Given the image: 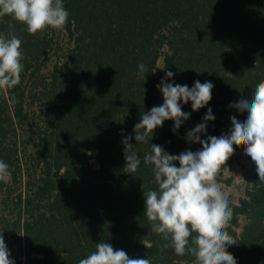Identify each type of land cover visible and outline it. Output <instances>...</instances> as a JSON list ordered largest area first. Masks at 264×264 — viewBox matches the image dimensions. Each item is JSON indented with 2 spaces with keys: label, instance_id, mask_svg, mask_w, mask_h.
<instances>
[{
  "label": "trees",
  "instance_id": "trees-1",
  "mask_svg": "<svg viewBox=\"0 0 264 264\" xmlns=\"http://www.w3.org/2000/svg\"><path fill=\"white\" fill-rule=\"evenodd\" d=\"M63 3L70 40L61 50L54 29L30 35L26 26L0 17V31L22 37L25 53L21 83L0 90V160L14 182L24 174L22 142L29 126H36L38 137L35 166L17 194L19 215L0 227L10 258L14 264H78L103 241L152 264H193L190 255L161 252L165 242L150 230L143 191L158 186L143 157L151 144L171 155L200 150L186 134L204 122L208 108L215 120L207 122L201 139L229 133L232 116L247 118L229 105L250 99L264 81V0ZM161 57L163 69L153 75ZM167 71L174 73L168 83L191 88L197 80L211 82L212 99L197 111L181 102L190 116L176 132L167 120L148 143L137 144L134 126L142 113L162 105L156 85ZM129 135L141 158L133 174L124 172L122 140ZM257 183L255 172L244 196L236 201L230 194L234 217L228 231L237 244L228 251L237 264H264V186ZM7 185L0 182V199Z\"/></svg>",
  "mask_w": 264,
  "mask_h": 264
},
{
  "label": "clouds",
  "instance_id": "clouds-1",
  "mask_svg": "<svg viewBox=\"0 0 264 264\" xmlns=\"http://www.w3.org/2000/svg\"><path fill=\"white\" fill-rule=\"evenodd\" d=\"M9 16L26 26L30 35L41 37L49 28L62 30L68 23L69 12L63 0H0V17ZM10 25V29L13 28ZM22 37L14 31H0V90H12L21 83L25 65ZM141 74L146 71L143 63L138 65ZM199 73V72H198ZM174 73L167 71L156 87L162 92L163 103L141 114L134 126L137 144L148 143L154 130L167 120L174 121L173 132L189 119L190 113L182 110L181 102H191L192 110L205 108L212 99L214 85L199 80L189 88L186 84L168 83ZM230 108L247 112L241 122L230 117L232 127L227 134L206 135L207 122L214 121L212 109L208 108L204 122L186 134V140L202 145L198 151L186 150L178 155L167 153L160 145L151 144V151L144 155L143 163L152 165L154 190L143 191L144 214L151 225V232L165 242L160 251L171 248L177 256L190 255L193 264H237L228 248L237 244L228 231L234 217L230 192L220 183L224 167L234 155L235 146H243L244 153L256 165L260 183L264 186V81L256 84L250 99L241 98ZM132 136L122 140L124 145V172L133 174L141 165V158L130 143ZM179 162V167L175 162ZM10 166L0 160V182L10 179ZM3 235L0 234V264H14L10 258ZM78 264H152L150 258H130L124 250L114 249L107 242L96 243L95 250Z\"/></svg>",
  "mask_w": 264,
  "mask_h": 264
},
{
  "label": "rangeland",
  "instance_id": "rangeland-1",
  "mask_svg": "<svg viewBox=\"0 0 264 264\" xmlns=\"http://www.w3.org/2000/svg\"><path fill=\"white\" fill-rule=\"evenodd\" d=\"M55 38L57 50H61L69 44V36L67 32L62 30H55ZM163 57L158 62L153 75H157L163 69ZM37 119L34 120V123ZM35 125L28 127V131L24 135L22 142V162L24 167V174L19 182H14L12 178L7 182L1 199H0V227L4 224L11 226L19 215V205L17 203V194L25 190V180L28 176V171L32 170L38 153V137L35 132ZM202 147L200 148V150ZM226 167L229 172H223L219 178L220 183L224 186L226 191H229L232 197L238 201L241 196L246 194V190L255 180L256 165L244 153V149L235 151L234 155L226 162ZM240 230L241 227H238Z\"/></svg>",
  "mask_w": 264,
  "mask_h": 264
}]
</instances>
